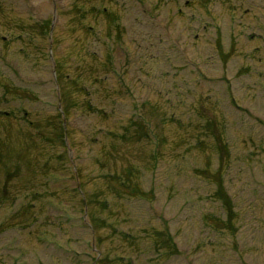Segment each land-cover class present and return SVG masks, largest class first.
<instances>
[{
    "label": "rangeland",
    "instance_id": "1",
    "mask_svg": "<svg viewBox=\"0 0 264 264\" xmlns=\"http://www.w3.org/2000/svg\"><path fill=\"white\" fill-rule=\"evenodd\" d=\"M0 264H264V0H0Z\"/></svg>",
    "mask_w": 264,
    "mask_h": 264
}]
</instances>
